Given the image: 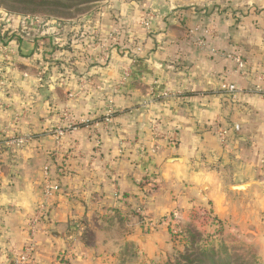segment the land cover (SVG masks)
Here are the masks:
<instances>
[{
    "label": "crops",
    "instance_id": "1",
    "mask_svg": "<svg viewBox=\"0 0 264 264\" xmlns=\"http://www.w3.org/2000/svg\"><path fill=\"white\" fill-rule=\"evenodd\" d=\"M251 5L254 9L239 21L221 14L223 17L216 21L218 36L205 39L211 48L241 55L248 63L243 74L233 72L231 61L193 49L185 28L169 22L171 16L167 17V13L172 14L170 10L174 8H167L168 12L157 18L151 16L147 22L149 32L137 25V30L128 32L140 50L127 54L119 63V58L111 55L110 65L113 63L120 70H111L108 75L111 87L107 90L112 93L118 73L122 74L128 66L125 84L110 106L120 115L111 120L99 138L91 137L86 127L76 135L80 150L77 158L71 159L73 162L66 160L68 177L61 180L64 186L60 182L59 193L47 205L46 223L38 231L36 256L32 260L38 259L41 250L51 255L74 253L77 264H102L103 260L112 261V256L100 248L116 246L119 241L113 237H123L127 242L138 243L143 252L154 253L156 244L165 239V228L146 235L137 220L126 217L122 225L117 214H123L128 207L143 208L153 219L172 216L182 222L209 203L233 235L251 240L263 256L264 101L253 87L258 83L257 77L264 74V0H253ZM198 28L204 35L206 30ZM16 45L9 47L16 49ZM130 59L134 62L129 65ZM83 74L78 70L71 72V82H66L70 90L80 92L81 79L77 77ZM97 76L101 79L103 74L99 72ZM225 79L241 88L236 101L219 92ZM83 92L92 91L85 87ZM142 101L154 104L149 113L143 109ZM26 105L25 102L20 107ZM84 106L80 109L83 120L91 112ZM103 110H108V105ZM153 122L166 135L159 143L152 142ZM217 122L229 132L225 144L215 130ZM235 124L241 126L240 133L232 128ZM34 147L23 152V163L16 166L12 161L0 171V264L13 261V246L26 253L28 223L42 202V165L57 149L52 136L43 137ZM89 148H94V152ZM174 158L183 159V165L167 164ZM46 167L48 177L58 181L54 179V165L48 163ZM149 172L158 174L153 179L156 189L147 184ZM242 185H247L245 190H233ZM141 190H146L145 198ZM73 231L85 232L87 236L91 232L95 239L87 242V236L84 240L75 238Z\"/></svg>",
    "mask_w": 264,
    "mask_h": 264
},
{
    "label": "rangeland",
    "instance_id": "2",
    "mask_svg": "<svg viewBox=\"0 0 264 264\" xmlns=\"http://www.w3.org/2000/svg\"><path fill=\"white\" fill-rule=\"evenodd\" d=\"M21 1L24 4H29V10H37V12H28L22 15L2 5V0H0V171L5 166L11 165L12 161L16 166L23 163L22 156L25 154L23 152L35 148V145L38 146L43 137L52 136L57 149L51 151L55 154L51 153L48 162L44 164L45 166L42 165L43 172L39 180V198L41 200H44L43 191L46 176H50L48 171H45L46 165L48 163L54 165L56 173L54 179L62 184L61 180L68 177L65 168L67 167L66 160L73 162L71 159H76L80 150L79 142L75 138L81 128H89L91 137L99 138L102 131L112 123L107 124L106 119L108 117L114 119L115 113L120 115L119 110L111 109L110 106L114 104L113 98L125 84L129 70L126 65V70L124 69L122 74L118 73L116 78L118 81L115 86H112L114 91L109 93L107 87H111V85L108 82L110 79L108 75L111 70L119 69L113 63L112 66L110 65V58L111 55L119 58L117 61L119 63L127 54L140 50L134 46L135 41H132L131 36L128 35V32L137 30L136 25L142 30L145 29L144 32H149L147 22L151 16L154 18L155 15L157 18L160 13L168 12L169 8H174V10H170L172 14L167 13V17L171 16L169 22L185 28V35L194 45L193 49L231 61L235 73L243 74L242 71L246 72L248 69V63L245 59L246 62L243 61L241 55L232 53V50L226 52L211 48L205 39L218 36L216 21L223 17L221 14L224 13V15H229L239 21L240 18L245 17L246 12L254 9V6L251 5L253 0H243L244 3L241 0H61V2L43 0L42 3L41 0ZM43 8H48L57 14H44ZM185 9L189 11L185 12L184 21L181 22L180 13H183ZM186 15L190 16L189 19ZM129 23H134V25L130 27ZM198 27L206 30L204 35L201 30L197 31ZM7 39H11L12 44H17L16 46L19 47L16 49L9 47L6 45ZM101 42L108 45L110 43L112 47L104 46ZM24 45H28V48ZM70 49L74 52H70ZM237 58L244 62L245 69L238 65ZM133 62L130 59L129 65ZM82 68L85 69V72L82 71ZM75 70L84 73L82 77H77L81 79L78 82L80 92L70 90L66 83L67 81L71 82L70 75ZM99 72L103 74L101 79L97 76ZM257 81L253 90L264 101L262 95L264 74H260ZM224 85L234 86L235 89L233 91L225 90ZM85 87L92 92H83ZM219 92H222L226 99L236 101L242 90L232 81L225 79L220 85ZM169 94L171 93L169 92ZM25 102L27 105L21 108L20 106ZM151 102H147V104L141 102L147 113L154 105ZM15 104H17L16 107ZM38 104L42 108L37 106ZM83 105L86 110H91L85 120L81 119L80 115ZM107 105L108 110H103L104 107L107 108ZM7 110L10 111L6 112ZM11 111L14 112L13 116H11ZM120 111L126 112L125 109ZM49 117L51 118L49 119ZM219 124L217 122L215 130L227 133L223 141L225 144L229 132ZM151 125L152 142L159 143L160 139H164L166 135L159 130L155 122ZM232 128L236 133H240L242 130L239 124L233 125ZM142 129L144 130V127ZM255 145L253 144L254 147ZM89 149L92 153L94 152V148ZM228 172L227 170L225 175L228 176ZM69 174L71 173L69 172ZM128 209L123 211V214H117L123 219V223L128 214L131 219L137 220L131 214L133 210L129 207ZM136 211L138 212V209ZM139 214L144 217L147 215L144 212ZM148 218L151 216L149 215ZM43 220L45 221V219ZM43 220L42 224L45 223ZM32 221L33 218L28 223V227H30L28 229V245L24 254L28 258L27 261L19 262L18 257L22 253L13 246L10 252L13 261L10 264H65V260H70V254L68 256L56 253L51 255L41 253V250L39 253L37 252L38 259L32 260L36 256L38 239V235H36L38 233H34ZM174 222L177 226L174 231L179 236L176 242H169L166 238V231H164L165 239H161L160 244H156L154 253H147L142 251L138 243L127 242L123 237H113V240L118 239L117 241H119L115 243L116 246L100 248L101 252L104 251L105 254L109 253L108 255L112 256V261L103 260L101 263L166 264L170 259L177 258L179 252L184 251L188 235L182 234L183 227L190 225L201 235L198 245L205 248L214 247L222 257H231L227 263L223 264H264V254L261 256L251 240L233 235L226 227L225 221L215 215L211 203L196 210L188 221L181 222L174 219ZM90 234L87 236V242L95 239L91 232ZM102 239L105 238L102 237ZM173 248L174 251H171L170 249ZM224 248L228 255L224 252ZM101 257L103 256L101 255ZM71 260L69 264H77V259L76 261Z\"/></svg>",
    "mask_w": 264,
    "mask_h": 264
},
{
    "label": "trees",
    "instance_id": "3",
    "mask_svg": "<svg viewBox=\"0 0 264 264\" xmlns=\"http://www.w3.org/2000/svg\"><path fill=\"white\" fill-rule=\"evenodd\" d=\"M42 1L43 0H41V3H42ZM58 1L61 2V0H58ZM1 4L10 8L11 10H14V11L21 13L22 15H25L28 12H31V13L37 12V10H29L28 9L29 4H24V3H22L21 0H2ZM188 11H189L188 9H185V11H183V13L180 15L181 22L184 21L183 16L185 15V12L187 13ZM43 12H44V14H48V15H50V14L56 15L57 14V12H52V11L48 10V8H43ZM12 43L13 42L11 39H7L6 45L10 46ZM117 115H118V113H115L113 115L114 118H116ZM157 178H158V174L155 172H151V173L149 172L148 175L146 176L147 184L150 185L152 189H156L158 187L153 183V179H157ZM50 180L53 182L51 177H50ZM53 184H57L60 187V183L58 181L53 182ZM141 191L143 194L142 198H145L146 193H147L146 190H141ZM135 197L137 199H141V197H137V196H135ZM131 214L137 218V222L140 224V226L144 230L145 234H151L153 232H158L159 230H161V228H165L166 238L169 242H173V241L176 242L178 240L179 236L174 231L175 228L177 227L175 222H174V218L171 217L169 219L168 223H166V224L163 223V220H159L156 227L151 228V227L147 226V223H148L147 217H144L143 215L139 214L135 209L131 212ZM128 215H127V217H131ZM119 222L121 224L123 223V219H121V217H119ZM183 231L184 232H182V234L186 233L188 235V240L184 239L187 242V245L185 246L184 251L181 253L179 252L177 258H175L173 260L170 259L166 264H223V263H227L229 261V259L231 258V257L229 258L228 256L222 257L221 255H219L218 251H216V249L214 247L205 248V247H202L201 245H198V242H199L201 235L199 232H197L196 229H193L190 225L184 226ZM73 235H74L73 237L80 238L81 240H84L87 238L86 237L87 234H85V232L76 233L73 231ZM170 250L174 251V248L170 249ZM224 252L226 253V248H224ZM226 255H228V254L226 253ZM75 257L76 256L71 255L70 260L64 261L65 264H69L70 261H72L71 259H73V261H76Z\"/></svg>",
    "mask_w": 264,
    "mask_h": 264
},
{
    "label": "built area",
    "instance_id": "4",
    "mask_svg": "<svg viewBox=\"0 0 264 264\" xmlns=\"http://www.w3.org/2000/svg\"><path fill=\"white\" fill-rule=\"evenodd\" d=\"M236 61L240 67L244 68V64H243L244 62L241 61L240 58H237ZM223 88L225 90H228V91H233L235 89L234 86H229V85H224ZM262 95L264 96V91L262 92ZM106 122H107V124L111 123V119L108 117L106 119ZM217 133L223 142L225 140L227 133L225 131H220V132L218 131ZM45 171H48V168H46ZM49 179L50 178L48 176H46V184H45L44 191H43L44 200H42L41 204L37 207L35 216H34L33 221H32L34 233L35 232L38 233L40 227L42 226L41 221L45 217V212H46V208H47L48 203L54 198L55 194L59 193V191L61 189L59 187V185L53 184ZM140 212L141 213L144 212V214H147L145 209H143V208L138 210V213H140ZM146 217L148 218L149 214H147ZM169 219H170L169 217H165V218H162L160 220H163V223L166 224V223H168ZM147 220H148L147 226L151 227V228H155L157 223L159 222V220L153 219L152 216H151V218H148ZM31 230H32V225H31ZM27 259L28 258L24 254H21V256L18 257L19 262L20 261L21 262L27 261Z\"/></svg>",
    "mask_w": 264,
    "mask_h": 264
},
{
    "label": "water",
    "instance_id": "5",
    "mask_svg": "<svg viewBox=\"0 0 264 264\" xmlns=\"http://www.w3.org/2000/svg\"><path fill=\"white\" fill-rule=\"evenodd\" d=\"M183 163H184V160L181 158L169 159L167 162V164L173 165V166H180V165H183ZM246 186L247 185L237 186V187H234V189L236 191H243L245 190Z\"/></svg>",
    "mask_w": 264,
    "mask_h": 264
}]
</instances>
